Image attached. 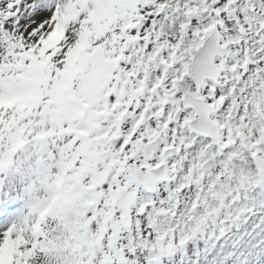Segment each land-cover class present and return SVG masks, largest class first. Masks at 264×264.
Here are the masks:
<instances>
[{
	"label": "snow or ice",
	"instance_id": "1",
	"mask_svg": "<svg viewBox=\"0 0 264 264\" xmlns=\"http://www.w3.org/2000/svg\"><path fill=\"white\" fill-rule=\"evenodd\" d=\"M0 264H264V0H0Z\"/></svg>",
	"mask_w": 264,
	"mask_h": 264
}]
</instances>
